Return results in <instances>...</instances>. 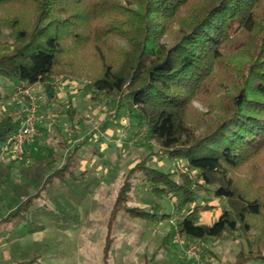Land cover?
<instances>
[{"label":"trees","instance_id":"16d2710c","mask_svg":"<svg viewBox=\"0 0 264 264\" xmlns=\"http://www.w3.org/2000/svg\"><path fill=\"white\" fill-rule=\"evenodd\" d=\"M64 73L95 94L126 91L149 138L169 159L185 162L187 170L175 172L149 166L148 156L134 165L121 178L111 228L120 211L147 222L171 217L129 205L139 178L157 198L194 205L177 220L186 244L241 242L230 264L264 261V0H0V80L25 90L40 85L54 104V79ZM196 100L220 114L200 135ZM25 101L26 109L0 113V148L24 121L31 106ZM58 114L77 117L72 104ZM204 186L225 202L210 224L201 217L215 208L198 198L209 191ZM41 193L0 224L24 217ZM113 240L109 234L105 264Z\"/></svg>","mask_w":264,"mask_h":264},{"label":"rangeland","instance_id":"374dc122","mask_svg":"<svg viewBox=\"0 0 264 264\" xmlns=\"http://www.w3.org/2000/svg\"><path fill=\"white\" fill-rule=\"evenodd\" d=\"M2 38L12 41L6 29ZM117 43L121 49L122 43ZM54 83L58 99L54 103L55 106H52L40 85L25 90L14 82L0 80V96L3 97L0 99V113L10 109L19 110L23 107L26 109L28 104L25 98H28L31 105L39 106V111L44 117L50 114L58 118L59 110L66 109L72 104L77 117L73 119L69 115H61L67 123L73 124L79 117L87 118L85 122L83 119L80 120L85 126V129H80L81 134H74L79 122L73 124L75 126L72 137L68 131H65L60 139H56L65 141V145L72 143L73 147L82 144L79 146L82 154L70 162V168L77 178H69L62 186L49 184L47 189L51 187L53 189L51 193H56L57 196L40 198L36 204L38 207L31 208L33 214L24 215L25 224L16 231L17 236L20 237L30 233L40 234L43 237L40 242L44 240V243L17 247L16 257L7 263L0 261V264L33 258L37 259L36 264H105L104 247L109 234L114 240L111 244L108 264H187L184 247L195 241L186 244L171 219H178L182 214L193 210V204L182 206L180 200L171 196L157 198L149 193L148 185L136 178L133 180L136 184L134 191L130 193L129 205L139 206L151 212H155L153 207H157L160 214L166 213L171 217L147 222L132 219L120 211L116 214L113 228L110 226L112 205L120 188L121 178L134 165L148 156L149 166L165 172H175L186 171L185 162L169 159L160 145L149 138L146 124L136 116L135 110L128 107L126 91L112 96L95 94L87 89L85 82L74 78L70 73L56 76ZM93 94L96 95L95 101H92ZM194 108L198 114L194 117L196 121L194 132L195 135H200L205 132L214 117L220 114L200 100L194 101ZM63 123L64 121L61 126ZM23 157L16 158L19 161H14L18 167L15 171L13 169L8 172L10 180L7 181L3 176L4 180L0 181L1 193L9 188L12 202L17 205L24 200L22 193L17 190L23 188V184H16L14 176L18 172L25 176L31 170H35V174H38L40 170L36 166L32 168L21 162ZM193 177L196 175L194 174ZM204 188L209 191L198 194L201 203L207 202L215 206L212 210L201 212L203 222L210 224L218 218L225 207V202L212 195L213 187L204 186ZM43 194L42 196H45ZM2 199L4 200V196L0 197V203ZM1 206L0 219L7 212L6 205L3 209ZM258 224L257 221L255 225ZM43 225L48 226L44 229ZM53 227L55 230L57 227L62 228L57 231L62 233L53 236L51 234L54 232ZM200 242L204 245L205 264L214 262L230 264L241 244L225 239L209 243ZM206 248L210 252H206ZM3 256L6 258L8 253L3 252ZM251 264H264V261H254Z\"/></svg>","mask_w":264,"mask_h":264},{"label":"crops","instance_id":"0c3cea01","mask_svg":"<svg viewBox=\"0 0 264 264\" xmlns=\"http://www.w3.org/2000/svg\"><path fill=\"white\" fill-rule=\"evenodd\" d=\"M70 101V100H69ZM52 106H55L54 104L51 103ZM42 115V114H41ZM47 117H43V120L39 124V131L37 137L32 141L29 142L26 147H25V155L21 162L29 165L30 167H38L40 168L39 173L35 174V170H29L28 174L24 176L20 172H18L15 176L14 179L16 180L17 183L23 184V188L17 189L20 193H22L23 198L27 200L29 197L34 196L36 193L39 191H42L41 196L34 198L33 202L30 203V208L28 209V212L26 215L33 214V211L31 212V208H37L38 206L36 204L37 201L40 198H53L56 195V193L52 194L51 192L53 189L50 187L49 189L48 186L49 184H64L68 179L72 178H77L76 175L73 172V169L70 168V162L72 159H74L76 156L81 155V147L82 144L79 146H74L73 144L70 143V145H65V141H57L56 139H60L62 137V133L65 131H68L70 133V136L72 137V134H81L82 131L80 129H85L84 125L81 124L80 120H84V122L87 120L86 117H79L77 121H74L73 124H80L76 128L77 130L72 133V130L75 125L70 124V122H66L63 118V116H52L50 114H47ZM66 116V115H64ZM62 117V118H60ZM52 119V120H51ZM62 121L64 123L61 126ZM73 134V135H74ZM74 139V138H73ZM74 142V141H72ZM76 143V142H74ZM76 148V149H74ZM61 152H57V151ZM41 159V160H40ZM19 161L14 158H9L6 160H3V162L0 164V181L4 180L3 176L6 177L7 181L10 180V176L8 175V172L17 168L18 166L16 165L15 162ZM62 168H65L66 171H64L62 174L58 173L54 176V171L60 170ZM72 169V171H71ZM19 170V169H16ZM76 170V169H74ZM38 171V170H37ZM47 181V188L42 189L44 182ZM6 182V181H4ZM15 188V187H14ZM13 188V189H14ZM42 189V190H41ZM58 189V188H57ZM44 192V194H43ZM45 195V196H42ZM11 192L9 191V188H7L6 191L1 193L0 191V197L4 196V200L2 199V202L0 203L1 209L6 205L7 212L3 218L0 219H5L10 216V214L20 205H17L16 203L12 202L11 198ZM9 203V204H8ZM17 205V206H16ZM33 209V210H34ZM48 210V209H47ZM48 211H51L49 209ZM17 221V223H15ZM25 222V217H22L21 219H12L11 221L8 220L6 223L4 222L3 224H0V261H3V263H7L14 259L16 257V250L15 248H22L21 246L28 245V244H43L44 240L40 242V239L42 236L37 233H30L28 235H23L22 237L17 236L16 231L20 229ZM22 223V224H21ZM46 226L48 225H43V228L45 229ZM48 228V227H47ZM54 232L51 234L56 237V235L61 234L58 233V229H62L57 227L55 230V227H53ZM29 238V239H26ZM43 238V237H42ZM14 246V247H13ZM8 253V256L4 258L3 252L5 251ZM23 261V260H21ZM19 262V261H17ZM13 262V263H17ZM219 263V262H218ZM217 262L210 263V264H218ZM231 263V262H230ZM11 264V263H8Z\"/></svg>","mask_w":264,"mask_h":264},{"label":"built area","instance_id":"2783aa9c","mask_svg":"<svg viewBox=\"0 0 264 264\" xmlns=\"http://www.w3.org/2000/svg\"><path fill=\"white\" fill-rule=\"evenodd\" d=\"M43 117L39 111L37 104H32L27 109V114L20 128L7 138L0 148V162L6 158H20L25 155V147L29 142H32L38 135L39 124ZM177 220L171 219L175 225L176 231ZM179 233V232H178ZM184 257L189 264H205L204 245L200 241H195L187 244L184 247Z\"/></svg>","mask_w":264,"mask_h":264}]
</instances>
